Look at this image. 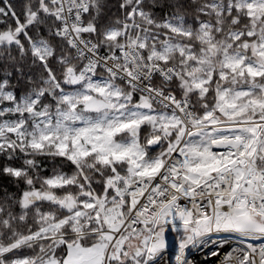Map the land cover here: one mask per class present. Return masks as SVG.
Segmentation results:
<instances>
[{
  "label": "snow or ice",
  "instance_id": "snow-or-ice-1",
  "mask_svg": "<svg viewBox=\"0 0 264 264\" xmlns=\"http://www.w3.org/2000/svg\"><path fill=\"white\" fill-rule=\"evenodd\" d=\"M0 264H264V0H0Z\"/></svg>",
  "mask_w": 264,
  "mask_h": 264
}]
</instances>
